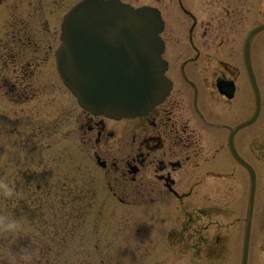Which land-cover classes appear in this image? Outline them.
<instances>
[{
    "label": "flooded vegetation",
    "instance_id": "af4514ba",
    "mask_svg": "<svg viewBox=\"0 0 264 264\" xmlns=\"http://www.w3.org/2000/svg\"><path fill=\"white\" fill-rule=\"evenodd\" d=\"M79 1L0 0V178L13 191L16 179L26 184L24 198L0 201L9 217H46L47 167L40 159L33 170L15 153L41 155L67 122L56 49L62 18ZM121 1L161 12L172 90L134 120L78 113L75 101V147L94 161L105 198L156 207L153 219L176 207L184 264H264V29L252 34L264 25V0ZM97 184L75 181V217L81 203L99 202ZM18 200L25 212L15 213ZM14 253L0 245V264H14Z\"/></svg>",
    "mask_w": 264,
    "mask_h": 264
},
{
    "label": "rangeland",
    "instance_id": "374dc122",
    "mask_svg": "<svg viewBox=\"0 0 264 264\" xmlns=\"http://www.w3.org/2000/svg\"><path fill=\"white\" fill-rule=\"evenodd\" d=\"M259 38H263V35ZM52 78L55 79L50 75L47 76L48 81ZM62 102L63 114L67 122L58 137L48 136L47 151L44 150L41 155L35 152L31 154L16 152L15 154L20 158V163H31L32 169L38 172L40 159L42 164L45 163L47 167V178L44 181L47 184L46 194L54 197L47 204L56 205L64 214H67L64 217L71 216L75 205L72 201L75 198V181L96 179L100 184H97L96 188L100 200L98 203L87 204L86 214L77 220L78 225L69 231L72 233L57 236L55 224L54 228L49 225L41 228L47 247L53 248L47 253V264H184V250L180 241L182 227H180L181 221L174 215L177 211L176 207H170L172 212L170 215L154 216L153 219L151 214L157 211L156 207L142 208L135 204H120L112 197L105 198L106 193L103 192L100 173L94 161L82 154L79 147H75V99L66 89L62 92ZM82 112L78 110V113ZM4 152L9 153V149L5 148ZM7 157L6 154L4 159L6 160ZM3 171L7 173L6 170ZM5 178V176L0 178V201L7 202L8 199L11 201L13 196L24 198L26 194L24 179H16L13 191L9 186L11 184H4ZM247 189L248 182L245 181L241 171V200ZM56 192L59 194H55ZM60 194L63 195V199ZM101 200H106L104 206ZM19 201L15 205V213L19 212V209L22 212L26 211L24 205L20 206ZM259 206L261 205L258 203L256 208H260ZM3 207L7 206L1 204L0 208ZM24 215L28 218L32 216L26 213ZM31 219L34 222L26 221L20 227L17 224L13 227L9 221L0 219L2 237L9 242L8 246L19 250V245L30 243L29 235L39 234L38 226L40 225L37 224L39 218ZM168 234L172 238L175 237V245L172 238L167 236ZM12 235L14 238L8 239ZM25 236L28 242L24 241Z\"/></svg>",
    "mask_w": 264,
    "mask_h": 264
},
{
    "label": "water",
    "instance_id": "95a60500",
    "mask_svg": "<svg viewBox=\"0 0 264 264\" xmlns=\"http://www.w3.org/2000/svg\"><path fill=\"white\" fill-rule=\"evenodd\" d=\"M157 10L85 0L67 17L60 73L80 105L113 119L147 114L171 90Z\"/></svg>",
    "mask_w": 264,
    "mask_h": 264
}]
</instances>
